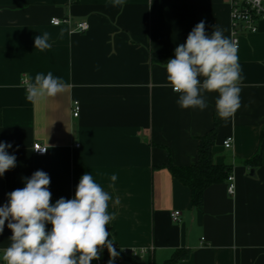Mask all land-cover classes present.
<instances>
[{"label": "crops", "instance_id": "crops-1", "mask_svg": "<svg viewBox=\"0 0 264 264\" xmlns=\"http://www.w3.org/2000/svg\"><path fill=\"white\" fill-rule=\"evenodd\" d=\"M113 2L0 0V141L10 143L8 152L17 158L0 177V206L36 170L51 178L50 203L72 199L90 172L112 197L108 212L115 219L106 231L117 253L144 249L137 259L153 264L179 250L188 256L173 264H264V148L258 165L246 162L264 138V20L255 32L240 33L242 105L227 123L219 118L212 148L214 163L231 166L235 193L228 192L227 178L210 185L194 206L190 188L169 165L196 162L200 137L215 125L218 94L206 93L203 111L180 108L160 57L174 58L201 20L209 33L216 24L232 40L229 0H123V9ZM56 17L70 23L54 25ZM81 20L87 31L76 29ZM44 32L51 47L41 52L34 38ZM49 71L65 90L28 101L25 81ZM35 142L47 146L46 155L34 152ZM176 210L181 215L174 221ZM12 234L6 221L0 250ZM110 259L105 247L91 264Z\"/></svg>", "mask_w": 264, "mask_h": 264}, {"label": "clouds", "instance_id": "clouds-1", "mask_svg": "<svg viewBox=\"0 0 264 264\" xmlns=\"http://www.w3.org/2000/svg\"><path fill=\"white\" fill-rule=\"evenodd\" d=\"M112 6L123 9V0H114ZM49 41L48 32L39 34L34 48L43 52L51 47ZM174 53L165 69L168 86L179 94L180 108L203 111L208 106L206 93H217V116L225 123L232 119L242 105L237 44L216 24L209 33L201 20ZM65 87L51 71L37 73L34 80L26 81V99L35 103L62 93ZM11 147L0 141V177L16 167V156L8 152ZM50 179L48 173L36 170L24 178V187L7 194V203L0 206V234L6 221L13 234L10 245L0 250L2 260L5 264H91L106 247L111 257L108 264H113L118 253L108 239L112 233L106 231V225L115 219L108 212L111 195L85 172L72 199L61 197L50 203ZM116 179L113 174L111 180ZM46 224L52 225L50 230Z\"/></svg>", "mask_w": 264, "mask_h": 264}, {"label": "trees", "instance_id": "trees-1", "mask_svg": "<svg viewBox=\"0 0 264 264\" xmlns=\"http://www.w3.org/2000/svg\"><path fill=\"white\" fill-rule=\"evenodd\" d=\"M164 63H167L168 58L160 57ZM219 117L215 112V125L214 128L200 137L198 148V156L195 163L186 167H176L172 164L169 165L170 170L174 177L179 179L191 190L192 204L198 206L202 204L205 190L212 184L225 181L232 168L228 164H216L213 161L212 148L216 142L217 128ZM264 148V138L262 136V143L256 153L255 157L246 161L247 163H260L261 155ZM188 256L186 251H176L174 255L168 259L164 264H173ZM131 264H153L150 261L142 262L135 257H127Z\"/></svg>", "mask_w": 264, "mask_h": 264}, {"label": "built area", "instance_id": "built-area-1", "mask_svg": "<svg viewBox=\"0 0 264 264\" xmlns=\"http://www.w3.org/2000/svg\"><path fill=\"white\" fill-rule=\"evenodd\" d=\"M231 9V21H232V41L237 44V49L240 45V33L241 32H255L258 28L260 20H264V0H229ZM52 24L61 25L63 23L69 24L70 19L66 18H53ZM90 25L87 21L81 20L76 24V29L80 32L87 31ZM26 83V81H25ZM81 105L78 100L73 102V115L78 117L80 115ZM224 145L230 148L232 145V138H227L224 141ZM36 149H47L46 145L35 142L33 144V150L37 155H46L47 151L41 152ZM228 192L230 194L235 193L234 174L230 173L228 176ZM181 211L176 210L172 213V219L174 221L179 220ZM146 254V250L129 249L118 253V256L114 258V261L121 262L127 257L140 258Z\"/></svg>", "mask_w": 264, "mask_h": 264}]
</instances>
